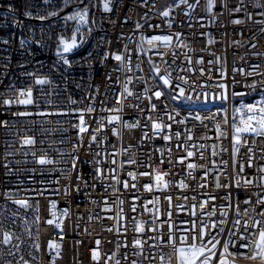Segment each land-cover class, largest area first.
I'll list each match as a JSON object with an SVG mask.
<instances>
[{"label": "built area", "instance_id": "2783aa9c", "mask_svg": "<svg viewBox=\"0 0 264 264\" xmlns=\"http://www.w3.org/2000/svg\"><path fill=\"white\" fill-rule=\"evenodd\" d=\"M263 119L264 0H0V264H264Z\"/></svg>", "mask_w": 264, "mask_h": 264}, {"label": "rangeland", "instance_id": "374dc122", "mask_svg": "<svg viewBox=\"0 0 264 264\" xmlns=\"http://www.w3.org/2000/svg\"><path fill=\"white\" fill-rule=\"evenodd\" d=\"M80 43L73 39L72 41L64 42L61 46V50L64 54H69L79 47ZM29 100V99H28ZM261 129H264V119Z\"/></svg>", "mask_w": 264, "mask_h": 264}, {"label": "bare ground", "instance_id": "6f19581e", "mask_svg": "<svg viewBox=\"0 0 264 264\" xmlns=\"http://www.w3.org/2000/svg\"><path fill=\"white\" fill-rule=\"evenodd\" d=\"M243 136L242 137H237L236 138V143L233 144V151H234V157L237 155L238 151H239V144L242 141Z\"/></svg>", "mask_w": 264, "mask_h": 264}, {"label": "water", "instance_id": "95a60500", "mask_svg": "<svg viewBox=\"0 0 264 264\" xmlns=\"http://www.w3.org/2000/svg\"><path fill=\"white\" fill-rule=\"evenodd\" d=\"M83 5V3L82 4H80L79 6H82ZM72 10V8H69V9H67L65 12H63V13H66V12H69V11H71Z\"/></svg>", "mask_w": 264, "mask_h": 264}]
</instances>
